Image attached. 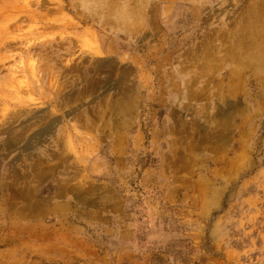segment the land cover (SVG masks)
Listing matches in <instances>:
<instances>
[{"label":"rangeland","instance_id":"rangeland-1","mask_svg":"<svg viewBox=\"0 0 264 264\" xmlns=\"http://www.w3.org/2000/svg\"><path fill=\"white\" fill-rule=\"evenodd\" d=\"M251 1L0 0V264H264Z\"/></svg>","mask_w":264,"mask_h":264},{"label":"bare ground","instance_id":"bare-ground-1","mask_svg":"<svg viewBox=\"0 0 264 264\" xmlns=\"http://www.w3.org/2000/svg\"><path fill=\"white\" fill-rule=\"evenodd\" d=\"M243 1V0H242ZM253 1V0H252ZM251 1V2H252ZM229 2V1H228ZM236 2V1H235ZM250 2V3H251ZM234 4V3H233ZM231 5L230 2L228 6ZM236 5V4H235ZM246 5V4H245ZM244 5V6H245ZM248 5L249 2H248ZM233 7V6H232ZM236 7V6H235ZM244 9V8H243ZM231 10V7H230ZM249 14H247L246 18L244 19V22L240 25V32H238V40H236V44L244 48L245 52H251L254 50V55L252 56V59L257 61V64H255L260 67L264 66V0H256L253 2V5L251 6V9L249 7ZM234 11V10H233ZM245 12V11H244ZM242 14V13H241ZM241 16V15H240ZM242 17V16H241ZM228 18V17H227ZM242 21V20H241ZM232 27V26H231ZM235 34V33H234ZM236 37V35H234ZM243 51V50H242ZM237 52V51H236ZM96 53V52H95ZM230 55L235 54V51L230 45L229 51ZM242 53V52H241ZM21 57V56H20ZM99 54H95L93 58H96V62H99ZM239 57V56H238ZM21 59V58H20ZM240 59V58H239ZM238 60V59H236ZM234 62V61H233ZM194 64V63H193ZM254 64V65H255ZM105 67V66H104ZM107 68V67H106ZM33 69V68H32ZM231 69V68H230ZM203 72V71H202ZM116 75V74H115ZM91 81V80H90ZM105 82V81H104ZM114 82V81H113ZM106 83V82H105ZM264 84V83H263ZM95 85V84H94ZM120 87V86H119ZM191 88V87H190ZM93 92V91H92ZM94 94V93H93ZM111 94V93H110ZM264 98V97H263ZM129 105V104H128ZM127 105V106H128ZM229 105V104H228ZM231 105V104H230ZM123 106V104H122ZM221 106V105H220ZM235 106V105H234ZM226 107V106H225ZM223 108V107H222ZM232 108V107H231ZM124 109V108H123ZM236 109V108H235ZM20 112V111H19ZM24 112V111H23ZM17 113V112H14ZM25 113V112H24ZM33 114V113H32ZM224 114V113H223ZM226 117V116H225ZM1 119V118H0ZM2 121V120H1ZM223 122V121H222ZM1 125V124H0ZM226 125V123H225ZM205 126V125H204ZM10 128V127H9ZM8 129V127L6 128ZM11 129V128H10ZM49 130V129H47ZM18 133V132H17ZM44 134V132H43ZM17 135V134H16ZM41 135V134H40ZM222 135V134H221ZM226 135V134H225ZM216 136V135H215ZM41 137V136H40ZM39 137V138H40ZM221 137V136H220ZM224 137V136H223ZM209 139V138H208ZM15 141V140H14ZM6 144V143H5ZM10 144V143H9ZM18 157V156H17ZM82 187H84L82 185ZM87 188V187H85ZM23 192V191H22ZM81 195V194H80Z\"/></svg>","mask_w":264,"mask_h":264}]
</instances>
